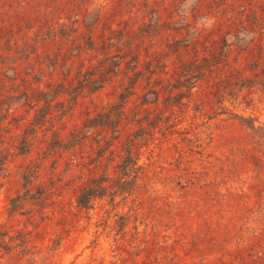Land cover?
<instances>
[{
    "label": "rangeland",
    "instance_id": "374dc122",
    "mask_svg": "<svg viewBox=\"0 0 264 264\" xmlns=\"http://www.w3.org/2000/svg\"><path fill=\"white\" fill-rule=\"evenodd\" d=\"M0 264H264V0H0Z\"/></svg>",
    "mask_w": 264,
    "mask_h": 264
},
{
    "label": "trees",
    "instance_id": "16d2710c",
    "mask_svg": "<svg viewBox=\"0 0 264 264\" xmlns=\"http://www.w3.org/2000/svg\"><path fill=\"white\" fill-rule=\"evenodd\" d=\"M118 57H119L118 60H114L112 63H110L111 67L113 68V70H110V71H116V70L120 69L121 63L123 61L122 60L123 56H118ZM139 61H140V58L138 56L136 58V60H135V62H136L135 67L136 68H137V66L139 64ZM161 67H162V69L164 71L165 68H166V64H163V66H161ZM158 68H159V66H157L156 64H151L150 63V66H148L146 70H144V71L138 70L136 73L144 75V77H146V79L148 81H150L151 77H150V75L148 76V73H150L151 76H152V75L158 73L157 72ZM108 69H109L108 67L104 66V67H102L100 69V71H101V73H104ZM204 69H206V68L202 67V65H199L197 60H195V61H192V62L186 64V66L183 67L182 76H186L185 79L189 80V79H192V78L196 77V75H197L196 73H197L198 70L204 71ZM138 79L139 78H137L136 80H133L131 86H126L125 89H124L125 90L124 92H126V91L129 92V91L134 90L137 82L139 81ZM89 81L96 82V81H98V79L91 80V79H88L87 77H85L84 79L80 80V83L83 84L84 82H89ZM100 81L102 83H104V81L102 79H100ZM101 86H99V87H101ZM242 86H244V85H242ZM84 87L85 86H82V89H84ZM123 99H124V97H123ZM110 116H111V114H110ZM118 117L121 118V116H118ZM72 135L74 136V139H75V136L76 137L80 136V130L78 128H76V132L72 133ZM134 148H135V141H134V139H130L126 143V146H125V149H124V151H126L127 154H126L125 158L123 159V165H122L123 168L122 169H123V173L125 175H127V176L131 175V172H135L136 174L134 175V178H136L138 176V171L141 168L140 167L141 165H138L137 164V160L135 161L134 158H133L134 156L132 154H133ZM101 184L102 183H100L99 184L100 186H98V187H102ZM96 191H97V189L94 188V187H91V188L85 190V192L80 195L79 202L83 203V205L88 204L91 201V199L96 195Z\"/></svg>",
    "mask_w": 264,
    "mask_h": 264
}]
</instances>
